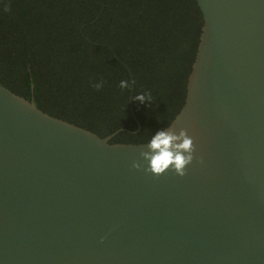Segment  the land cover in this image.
Returning <instances> with one entry per match:
<instances>
[{
    "label": "water",
    "instance_id": "1",
    "mask_svg": "<svg viewBox=\"0 0 264 264\" xmlns=\"http://www.w3.org/2000/svg\"><path fill=\"white\" fill-rule=\"evenodd\" d=\"M196 2L183 176L0 83V264H264V0Z\"/></svg>",
    "mask_w": 264,
    "mask_h": 264
},
{
    "label": "trees",
    "instance_id": "2",
    "mask_svg": "<svg viewBox=\"0 0 264 264\" xmlns=\"http://www.w3.org/2000/svg\"><path fill=\"white\" fill-rule=\"evenodd\" d=\"M202 24L196 0H0V83L25 98L34 83L38 108L100 136L123 129L111 143L148 142L184 102ZM120 60L151 97L133 99L138 132Z\"/></svg>",
    "mask_w": 264,
    "mask_h": 264
},
{
    "label": "clouds",
    "instance_id": "3",
    "mask_svg": "<svg viewBox=\"0 0 264 264\" xmlns=\"http://www.w3.org/2000/svg\"><path fill=\"white\" fill-rule=\"evenodd\" d=\"M96 89L103 86V81L93 85ZM120 88H128L129 82L121 80ZM133 99L144 102L151 100L150 94L137 93ZM148 146L151 152L141 153V156L147 161L146 171L153 174H161L167 170L174 171L177 175L183 176L185 166L193 160V141L186 132L181 129L180 132L158 130L148 140ZM133 167H139V164L133 163Z\"/></svg>",
    "mask_w": 264,
    "mask_h": 264
},
{
    "label": "flooded vegetation",
    "instance_id": "4",
    "mask_svg": "<svg viewBox=\"0 0 264 264\" xmlns=\"http://www.w3.org/2000/svg\"><path fill=\"white\" fill-rule=\"evenodd\" d=\"M120 62L124 65L125 62L121 61ZM126 64V63H125ZM127 65V64H126ZM126 65H124L126 67ZM128 66V65H127ZM129 67V66H128ZM127 68V67H126ZM128 70V69H127Z\"/></svg>",
    "mask_w": 264,
    "mask_h": 264
}]
</instances>
